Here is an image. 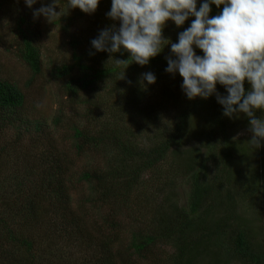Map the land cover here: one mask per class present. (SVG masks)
<instances>
[{"label": "trees", "instance_id": "obj_1", "mask_svg": "<svg viewBox=\"0 0 264 264\" xmlns=\"http://www.w3.org/2000/svg\"><path fill=\"white\" fill-rule=\"evenodd\" d=\"M103 2L108 13L111 0ZM220 11L222 6L213 5L210 18ZM88 15L66 12L58 22H66L61 26L67 32L75 19ZM40 18L31 10L21 12L15 31L30 77L21 81L0 73V264H264L260 216L244 215L239 205L264 202L258 155L234 130L238 119L249 124L248 118L224 116L215 95L189 100L179 73L165 71L171 44L148 65L130 64L121 79L124 66L114 60H128L130 53L97 52L91 41L101 29L92 38L90 26L88 36L70 42L71 57L62 49L57 58L46 59L36 40ZM194 19L180 27L166 22L163 37L178 42ZM113 26L120 25L106 28ZM48 63L47 80L71 104L52 120L32 112L28 95L34 83L40 84L38 91L45 89L40 82ZM146 72L156 76L154 84L143 81ZM244 86L250 90L247 81ZM217 91L227 95L219 84ZM263 113L257 110V118ZM80 157L97 163L91 161L73 180L67 173ZM165 166L172 178L140 198L147 175L159 180ZM184 180L189 190L179 204L174 189ZM84 182L92 194L74 202L73 193ZM127 213L130 220L123 217ZM148 213L151 221L136 228ZM168 242L173 255L162 251ZM74 248L77 257L70 253Z\"/></svg>", "mask_w": 264, "mask_h": 264}, {"label": "clouds", "instance_id": "obj_2", "mask_svg": "<svg viewBox=\"0 0 264 264\" xmlns=\"http://www.w3.org/2000/svg\"><path fill=\"white\" fill-rule=\"evenodd\" d=\"M38 2L41 7L33 10L34 18L43 16L51 22L61 12L56 11L58 0H24L29 8ZM99 3L67 0L68 8L86 14L94 13ZM213 5L218 9L222 6V11L210 18ZM106 15L119 21L120 26L101 30L91 45L97 52L114 54L123 49L130 53L128 60L110 59L124 66L120 79L130 64L148 65L171 44L172 55L166 58L165 71L179 73L185 96L192 100L215 95L224 116L238 119L244 114L248 118L251 148L262 146L264 115L257 118L256 112H264V0H111ZM189 17L195 19L179 33L178 42L163 37L166 22L180 27ZM196 49L203 55H198ZM142 79L146 85L156 82L152 72L143 73ZM245 81L250 90H245ZM217 84L225 88L227 95L217 91Z\"/></svg>", "mask_w": 264, "mask_h": 264}, {"label": "rangeland", "instance_id": "obj_3", "mask_svg": "<svg viewBox=\"0 0 264 264\" xmlns=\"http://www.w3.org/2000/svg\"><path fill=\"white\" fill-rule=\"evenodd\" d=\"M45 3H50L51 0H44ZM103 0H100V3L97 7V10L94 12L95 17L93 18V13L89 14L86 18H78L75 19L70 27V29L66 32L62 28V24H66V22H62L60 24L58 21L61 19V16L67 14L71 17L75 16V14H78L81 10L78 8H68L67 3L63 2V0H58V4L60 6H57L56 11L60 12V14L52 19V21H48L46 18L41 16L39 21L38 29L35 30V33L37 34L36 40L39 45V47L42 48L43 56L45 58H57L59 54V50L65 49L66 52H68V56L71 57L73 50L70 47V42L75 38H83L84 36H88L87 29L88 27H92V31L89 33V36L94 38L96 36V30L107 27L108 24L116 23L120 25L119 21H106L109 17L106 15V2H103ZM0 73L3 76H7L10 78L18 79L21 81L27 80V78L30 77V74L27 72V67L23 63V61L18 56V45L21 41V38L16 36L15 31L17 30V21L20 17L21 12L24 11H33L34 9H38L41 7V3H36L32 6V8L27 9L28 7L24 3V0H0ZM92 15V16H91ZM114 21V22H113ZM27 27L29 25L26 24ZM34 26V25H32ZM7 34V35H6ZM4 36V37H3ZM6 41H4V39ZM4 41V43H3ZM51 69L52 64H49L45 66L44 74L41 76V78L45 82H40L43 84L42 86H45V89L42 91H38L40 85L39 83H34L32 87L28 90L29 99L33 100V105L35 106L34 109H32V112L36 114L37 116H45L49 120H52L57 115H60L62 113L63 108L67 105L68 107L71 106L68 96L66 93L60 92L57 90V88L54 86V83H51L47 80L48 76H51ZM152 104L155 103V98L150 100ZM168 105V104H167ZM166 105V106H167ZM162 107V106H161ZM166 108L163 106V111L166 110ZM162 111V112H163ZM71 108L67 111L68 114H71ZM161 112V113H162ZM32 113V114H33ZM164 115V114H163ZM264 115V113L262 114ZM168 117V116H167ZM51 122V121H50ZM63 124H65L63 122ZM162 125V124H161ZM250 126L249 124H246L243 119H238V122L234 125V130L236 134V138H243L244 141H246L247 145H249V141L252 139V133L249 130ZM149 132V130L143 131L141 134V137H145L146 134ZM60 133L61 130H60ZM58 136V135H57ZM59 137V136H58ZM262 146L258 149H252V154L255 156L258 155V161L260 160L261 163V173L264 175V141H261ZM251 147V146H250ZM95 157V156H94ZM96 158V157H95ZM93 160L88 157H80L77 158L76 163L71 167V169L68 170L67 175L74 180V175L76 174L77 178L82 174L80 172L83 167H87V165H90ZM97 162H93L92 164H96ZM169 166H165L163 170L161 171V178H154V176L147 175V182L141 184V188L144 192L141 193L140 198L147 197V194H150L156 191L157 184L163 183L165 177H169V179L172 178L173 174L171 170H168ZM76 178V180H77ZM170 181V180H169ZM81 183L79 184V188L77 192L73 193L74 202H77L78 200H83L86 196H88L89 193L92 194L91 186L90 184ZM178 188L174 189V191L178 192V200L181 202L179 204H183L185 202V196L187 194V191L189 190V185L187 182L179 181ZM170 187H166V190H169ZM165 190V191H166ZM173 197V196H172ZM177 198V197H176ZM146 201V200H145ZM157 202V201H156ZM250 202V203H249ZM241 201L239 204L240 207H242L241 211L244 212V215L246 216H254L255 218L259 215L258 225L260 227V230L264 231V202L260 200H252V201ZM147 202H145L146 204ZM254 204V206L252 204ZM74 205V204H73ZM249 205V206H247ZM252 205V206H251ZM140 208L144 210V212H149L146 209L150 210L148 206L146 205H140ZM134 209V215L135 217H138V210ZM137 213V214H136ZM127 220H130V216L128 213L124 215ZM151 213H148L145 219H137L140 222H136L135 226L136 228H139L140 226H143V224H147L151 221ZM140 218V217H139ZM52 219H48V222H51ZM31 224V223H30ZM149 226H152V222L149 223ZM18 228V226H17ZM20 228L22 226L20 225ZM42 235V231L40 232ZM129 236V233L126 235V237ZM43 237H46L43 236ZM44 243H46V239H41ZM161 248V247H160ZM162 251H164V254H171L174 253V246L172 243H167L162 247ZM69 251V250H68ZM78 250L75 248L70 251V253L77 257ZM68 255V253H67ZM143 264H146L143 262ZM205 264V263H204Z\"/></svg>", "mask_w": 264, "mask_h": 264}]
</instances>
